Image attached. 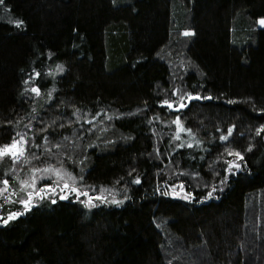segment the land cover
Segmentation results:
<instances>
[{
	"label": "trees",
	"instance_id": "trees-1",
	"mask_svg": "<svg viewBox=\"0 0 264 264\" xmlns=\"http://www.w3.org/2000/svg\"><path fill=\"white\" fill-rule=\"evenodd\" d=\"M5 4L0 144L26 134L30 155L109 197L91 208L74 195L28 211L4 203L0 217L22 215L0 223V264H264V0ZM174 88L194 94L178 111L161 104ZM176 117L195 137L176 139ZM226 149L244 155L231 174ZM180 181L193 199L172 194ZM205 184L217 185L214 198L202 199Z\"/></svg>",
	"mask_w": 264,
	"mask_h": 264
},
{
	"label": "snow or ice",
	"instance_id": "snow-or-ice-1",
	"mask_svg": "<svg viewBox=\"0 0 264 264\" xmlns=\"http://www.w3.org/2000/svg\"><path fill=\"white\" fill-rule=\"evenodd\" d=\"M113 2L115 3V0H113ZM0 5H4L5 11H8V8L5 4V0H0ZM12 22L18 28L23 27L25 24V22L22 19H15ZM258 23L261 26H264V17H261L258 20ZM190 34H194V33H191L188 31L184 33V35H190ZM51 55L52 54H50V56ZM57 67L60 69L61 72L64 71L63 66L58 65ZM33 74H34L33 77H30V79L39 78L41 76V73L39 71H36L35 69L33 70ZM28 82L29 81H25L26 84ZM31 92L39 96L41 92L40 86L38 84H34L33 87L31 88ZM172 94L173 96L176 97L175 100L164 99L161 101V104L166 105L170 109H175L177 111L182 108L187 107V104L185 103V101H187L188 103H191V100L194 98L193 93L183 92L179 88H174ZM49 95H51V93H49ZM196 96L198 97V94H196ZM207 98H210V97H207ZM109 119H111V117H109ZM8 123H11V122L9 121ZM88 123H91V121H88ZM173 123H175L178 128V134L176 136V139H180V136H179L180 132H187L190 136L195 137V133L193 132V130L191 128L184 127L179 117H176ZM60 127H63V125H60ZM234 128H235V125L230 126L227 129V134L221 135L220 139L227 141L229 137L232 135ZM42 131H47V130L42 129ZM256 131H257V135L264 133V124L260 125ZM43 139L45 141V144L50 143L49 137L47 135L44 136ZM28 143H29V140L26 138V134L16 133L12 137L9 143L0 144V164H4L7 162V160H11L12 167L9 169L11 171L15 168L16 162L20 161L22 158H24L23 160L24 163H29L31 159H39V157H36L34 154L26 155V153L28 152V149H27ZM202 143L203 141H199V140L196 141L197 146H199ZM34 146L36 148L40 147L39 144H36ZM179 146L184 147L183 144ZM187 146L193 147L194 145L191 142H189ZM56 147H61V145L57 144ZM248 150L250 151L251 147H249ZM46 151L51 152V149H46ZM226 151L229 156L235 157V159L227 161V168L225 169L227 173L231 174L235 170H238L241 168L242 166L241 162L244 161V155L240 151L235 150V149H232V150L226 149ZM156 152L159 153V149H156ZM81 163H83V161H81ZM30 171H31V175L29 176L27 180L21 179L19 176H16V179L23 186L21 188V191H24L27 188L31 189L30 191H27L26 197L19 198L13 201L11 199V196L5 195L6 193H8L9 188L11 187L10 181L7 178L0 181V184L3 185V187H0V196H4L5 200L9 203L22 204L24 206L25 211L30 210L34 206L37 200H43L45 199V197L52 200V203H56V200L52 199V194H54L57 191V189H60L61 192H64L66 190L69 194L72 192H75L77 195V199H79L81 195L87 196L88 199L83 201V203L85 204L86 207H89V208L95 206L94 200H100L103 202H107L106 197L104 196L92 197L88 194V192L82 191L79 187H77L76 180L77 179L82 180L83 176H80L79 178H77L71 171H69L68 169L64 167L63 163H61V166L59 168L49 165L48 167L44 169L34 167ZM36 173H40V175L37 176ZM52 175H54L55 177L54 183L49 182V179ZM196 175H199V174L197 173ZM216 175L219 176V173H216ZM227 179H228V176H225L223 179H220L219 184L221 186L224 185ZM38 181H44V183L40 187H37ZM134 182L140 183L139 177H137ZM169 187L173 189L179 188V189L184 190V183L183 181H180L178 185L173 184V185H170ZM204 187L207 188L208 191L206 195L202 197V199L214 198V194L217 192V185L216 184H212V185L205 184ZM220 190L221 191L223 190L222 187L220 188ZM172 194L178 195L179 193L177 191H173ZM13 195H16V193L13 192ZM194 197H195L194 193L184 190L183 198L185 200L193 199ZM60 198L67 199V195H61ZM112 203L119 204V203H122V201L113 200ZM0 207H3V205L0 204ZM19 215H22V213L21 212H9L7 219L0 217V223H3L6 225L12 219L18 217ZM169 264H171V261H169Z\"/></svg>",
	"mask_w": 264,
	"mask_h": 264
},
{
	"label": "rangeland",
	"instance_id": "rangeland-1",
	"mask_svg": "<svg viewBox=\"0 0 264 264\" xmlns=\"http://www.w3.org/2000/svg\"><path fill=\"white\" fill-rule=\"evenodd\" d=\"M257 24H258V27H264V26H261L258 22H257ZM29 143H28V145H27V149H28V152L26 153V155H30V151H29ZM35 155V154H34ZM36 157H37V155H35ZM55 160V158H53L52 157V159L51 160ZM23 160H24V158H22L20 161H17L16 162V166H15V168L13 169V170H9L11 167H12V161L11 160H7V162L6 163H4V164H0V165H2L1 166V169H2V171H3V174L4 173H9V177L10 178H12V179H9L8 177H2L1 179H0V181H2L3 179H5V178H7V179H9V181H10V185L12 186V183H14V184H17V189L16 190H14L13 191V189L10 187L9 188V191H8V193H6L5 195L6 196H11V199L13 200V201H15V200H17V199H19V198H24V197H26V195H27V191H30L31 189L30 188H27V189H25L24 191H21V188L23 187L20 183H19V181L16 179V176H19L21 179H24V180H27L28 178H29V176L31 175V169L32 168H40V169H44V168H46V167H48L49 165H52V166H54V167H57V168H59L61 165L60 164H58V160H55V161H51V162H47V161H41L40 160V157H39V159H31L30 160V162L29 163H24L23 162ZM40 160V161H39ZM36 175L37 176H39L40 175V173H36ZM77 181L78 180H76V186L77 187H79L80 189H82L79 185H78V183H77ZM49 182H52V183H54L55 182V177H54V175H52L51 177H50V179H49ZM44 183V181H38L37 182V187H40L42 184ZM0 187H3V185L2 184H0ZM82 191H84L83 189H82ZM174 191H178V188L177 189H175ZM13 192H15L16 193V195H13ZM61 195H67V196H70V195H74L75 196V198H77V195H76V193L75 192H72V193H68L66 190L64 191V192H61L60 191V189H57V191L54 193V194H52V198H60V196ZM90 195V194H89ZM91 196V195H90ZM106 197H109V196H107V195H105ZM92 197H97V196H92ZM45 198H47V197H45ZM4 199V200H3ZM88 199V197L87 196H83V195H81L80 197H79V201H81L82 203H83V201H85V200H87ZM1 200H3L4 202H2L1 203ZM38 201V200H37ZM96 201H99V200H94V203L96 202ZM4 203H7V201L5 200V197L4 196H0V204H2L3 206H4ZM9 203V202H8ZM15 204H17V205H20L21 206V210L24 208V206L22 205V204H20V203H15ZM2 207H0V209H1ZM9 214V213H8ZM7 214V215H8Z\"/></svg>",
	"mask_w": 264,
	"mask_h": 264
},
{
	"label": "water",
	"instance_id": "water-1",
	"mask_svg": "<svg viewBox=\"0 0 264 264\" xmlns=\"http://www.w3.org/2000/svg\"><path fill=\"white\" fill-rule=\"evenodd\" d=\"M174 111H176L175 109H173Z\"/></svg>",
	"mask_w": 264,
	"mask_h": 264
}]
</instances>
